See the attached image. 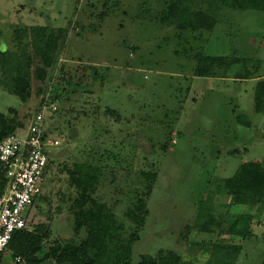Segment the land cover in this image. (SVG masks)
I'll return each instance as SVG.
<instances>
[{
    "label": "rangeland",
    "instance_id": "374dc122",
    "mask_svg": "<svg viewBox=\"0 0 264 264\" xmlns=\"http://www.w3.org/2000/svg\"><path fill=\"white\" fill-rule=\"evenodd\" d=\"M164 9V0H0V49H16L17 26L64 27L67 40L50 75L65 64L66 72L83 79L85 90L68 85L62 102H50L49 94L45 101V133L60 145L50 151L41 194L46 199L37 200L32 219L50 227L46 247L55 240L77 242L75 223L91 196L124 219L132 191L152 185L146 224L132 250L134 263L165 249L178 252L186 264H203L217 240L243 244L237 264H262L264 208L234 206L257 216L247 239L185 227L194 226L204 205L228 201L222 181L241 163L264 165V114L254 103L255 86L264 78V11L223 7L215 13L213 31L181 32L162 24ZM201 53L248 63L200 77L194 69ZM246 72L250 78L236 77ZM42 95L24 102L0 85V111L18 110L25 127L17 132L23 133ZM83 163L104 168L97 187L68 173ZM125 222L129 234L133 224ZM0 264H15L11 251Z\"/></svg>",
    "mask_w": 264,
    "mask_h": 264
},
{
    "label": "trees",
    "instance_id": "16d2710c",
    "mask_svg": "<svg viewBox=\"0 0 264 264\" xmlns=\"http://www.w3.org/2000/svg\"><path fill=\"white\" fill-rule=\"evenodd\" d=\"M164 4L165 9L159 15L160 21L163 25L175 27L181 32L213 31L217 25L215 13L223 7L264 11V0H164ZM202 4H208V7L202 8ZM14 35L16 49H0V72L3 76L0 85L7 91L27 102L32 98H39L50 79L49 97L53 103L62 102L66 98L65 89L68 85H74L75 91L83 90V79L76 80L66 72L65 64L59 65L57 72L50 75L58 52L63 49L67 40L66 28L45 25L17 26ZM197 60L194 75L200 77H217L220 68L248 63V59L241 57L227 58L202 53L197 55ZM251 75L246 72L236 77L250 78ZM254 103L256 111L264 114V78L257 81ZM9 112L10 114H6L0 111V141L25 127L18 110L10 108ZM107 112L118 114L117 118L120 119L116 110L109 109ZM25 115L29 116L30 112ZM238 119L245 125H250L249 121L241 120L240 117ZM51 163L52 160L48 168ZM103 171L102 166L83 163L69 169L68 173L93 188L97 187ZM141 177L155 180L157 174L141 172ZM7 183L6 170L0 165V192L4 191ZM150 186L137 187L132 191L130 205L124 212V219L133 224L129 234L125 220L109 204L93 195L83 216L75 223L77 242L72 239L65 242L55 240L46 247V242L52 236L50 227L45 223L36 224L32 219L34 229L14 232L9 245L0 253V260L9 250L15 264H23L19 259L25 264H42L47 260H53L57 264H186L178 252L165 249H160L156 255H143L138 263L132 261L134 243L140 239V230L145 226L149 213L147 199L152 192ZM221 187V192L229 197L228 201L219 205H204L194 226L186 225V232L193 227L206 233L217 232L219 236L251 238L256 214L236 212L234 206L264 208V165L258 160L241 163L232 176L222 181ZM92 192L95 193L94 189ZM40 197L46 199L45 196ZM81 231L83 236L79 235ZM209 250L210 257L203 264H237L243 244L216 240Z\"/></svg>",
    "mask_w": 264,
    "mask_h": 264
},
{
    "label": "built area",
    "instance_id": "2783aa9c",
    "mask_svg": "<svg viewBox=\"0 0 264 264\" xmlns=\"http://www.w3.org/2000/svg\"><path fill=\"white\" fill-rule=\"evenodd\" d=\"M50 82L49 79L26 131L0 141V165L5 168L8 179L6 188L0 192V253L7 248L14 232L34 229L32 215L49 170V154L53 147L60 145L44 129Z\"/></svg>",
    "mask_w": 264,
    "mask_h": 264
}]
</instances>
